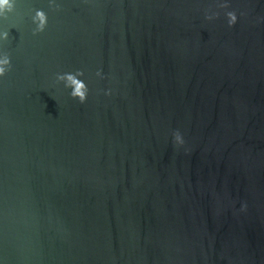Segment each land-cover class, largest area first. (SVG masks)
<instances>
[{"label": "water", "instance_id": "95a60500", "mask_svg": "<svg viewBox=\"0 0 264 264\" xmlns=\"http://www.w3.org/2000/svg\"><path fill=\"white\" fill-rule=\"evenodd\" d=\"M6 55L0 264H264V0H16Z\"/></svg>", "mask_w": 264, "mask_h": 264}, {"label": "clouds", "instance_id": "9594fccd", "mask_svg": "<svg viewBox=\"0 0 264 264\" xmlns=\"http://www.w3.org/2000/svg\"><path fill=\"white\" fill-rule=\"evenodd\" d=\"M16 0H0V18L7 19L8 15L13 13L15 10ZM54 4H50V7H54ZM225 7H228V4L225 3ZM227 19L229 27H232L237 22V16L234 12H227ZM207 19H213L212 16H208ZM32 23L36 26L34 35L42 33L45 31L48 25V17L46 13L42 10H37L35 15L32 17ZM8 32L2 34L4 40L8 39ZM11 69V61L8 55L4 57L3 60H0V78L6 76L7 72ZM84 73L78 71L76 73H65L58 75L56 77L57 81H62L65 88L71 89V98L78 100L81 104L85 103L88 97L89 89L86 83L80 79ZM97 76H101L100 72H97ZM110 94V93H109ZM174 141L177 145L182 146L184 140L182 135L179 132L174 134Z\"/></svg>", "mask_w": 264, "mask_h": 264}]
</instances>
